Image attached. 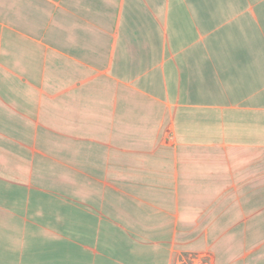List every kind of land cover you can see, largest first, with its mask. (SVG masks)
<instances>
[{"label":"crops","instance_id":"1","mask_svg":"<svg viewBox=\"0 0 264 264\" xmlns=\"http://www.w3.org/2000/svg\"><path fill=\"white\" fill-rule=\"evenodd\" d=\"M264 264V0H0V264Z\"/></svg>","mask_w":264,"mask_h":264},{"label":"built area","instance_id":"2","mask_svg":"<svg viewBox=\"0 0 264 264\" xmlns=\"http://www.w3.org/2000/svg\"><path fill=\"white\" fill-rule=\"evenodd\" d=\"M173 264H211L207 253H185L174 259Z\"/></svg>","mask_w":264,"mask_h":264}]
</instances>
